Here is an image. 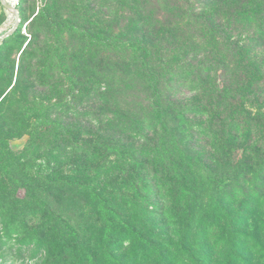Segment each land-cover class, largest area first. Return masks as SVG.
I'll return each instance as SVG.
<instances>
[{
  "label": "rangeland",
  "instance_id": "374dc122",
  "mask_svg": "<svg viewBox=\"0 0 264 264\" xmlns=\"http://www.w3.org/2000/svg\"><path fill=\"white\" fill-rule=\"evenodd\" d=\"M171 2L5 0L18 20L0 3V36L16 26L0 39V101L14 86L0 103V264H104L128 208L101 186L124 177L138 189L144 223L134 225L147 245L126 264H264V0H203L187 23ZM138 11L166 25L136 35ZM149 47L175 74L156 68ZM206 61L209 76L187 75ZM170 101L188 107L172 110L185 120L168 114ZM170 132L178 157L192 158L196 198L180 249L181 214L145 142ZM67 137L123 156L78 162ZM64 238L59 262L46 250Z\"/></svg>",
  "mask_w": 264,
  "mask_h": 264
},
{
  "label": "trees",
  "instance_id": "16d2710c",
  "mask_svg": "<svg viewBox=\"0 0 264 264\" xmlns=\"http://www.w3.org/2000/svg\"><path fill=\"white\" fill-rule=\"evenodd\" d=\"M134 1V0H130ZM164 1V0H163ZM171 5L175 6V12L180 13L181 18L187 23L188 21L196 20V18L201 17V11L204 12L202 9L203 0H171ZM137 5L136 2L132 3ZM209 6V5H208ZM166 8V6H165ZM168 8V7H167ZM199 14V15H198ZM199 16V17H198ZM35 18L32 19V21ZM157 19L149 18L144 15H142L141 12H136V16L132 19H129V29L131 32H134V34H150L156 33L158 34L160 32L161 26H165V23H161ZM16 31V30H15ZM14 31V32H15ZM9 37V36H8ZM7 37V38H8ZM31 40H29L23 50L21 51V55H23L24 51L26 50L27 46L30 44ZM150 51V57L151 60L154 62L156 68H163L169 70L170 74H175V71L173 69L165 68L164 65L161 63L162 60H160L159 54L157 53V49L153 47L147 48ZM170 68V67H169ZM212 70L211 63L209 61L206 62H200L198 65L193 66L192 68L187 70L188 76H198L199 73H205V76H209L210 72ZM162 72V71H161ZM201 81V79H199ZM193 85H196V82L193 83ZM14 87V86H13ZM10 88V90L5 94L3 99L0 101V103L5 99V97L8 95V93L13 89ZM151 87H156V82H151ZM194 90V89H192ZM158 93H156L157 95ZM158 97V96H156ZM209 99V98H208ZM207 99V101H208ZM157 100V99H156ZM178 106H181L183 108H188L184 105L175 104V102L170 101L169 102V108H168V114H174V119H180L185 120L181 117V113L178 111H172L173 108H178ZM190 108V107H189ZM171 112V113H170ZM194 112V111H193ZM165 133V132H164ZM89 138H92L93 135L88 132L86 134ZM68 138V137H67ZM109 139V137H107ZM177 136L170 132L168 136H165L162 134L156 139L152 138H146L145 142L148 143L150 149H152L154 153V159L153 163L156 172L154 173V178L157 180V178L162 177V180L160 182V185L164 190L172 197L175 198V206L172 208V212H175L176 210H179V213L181 214V227L180 231L178 233V241L176 243V248H184V245L186 244L187 236L189 234V229L191 227V223L193 220V211H192V205H195L196 198H195V192L193 190V182L194 179L192 178V173L189 172V167L192 163V158L189 160L186 158L185 160H181V158L178 157L177 153L181 154V152L176 147V140ZM69 149L73 151V155L79 154V157L77 159L78 162H87L90 164H93L94 166H98L97 164H100L97 168H101V166L106 165L108 162V159L110 157H122L123 151L121 148L114 147L115 145H112L111 143H107L105 145L102 144V140H96L95 142H91L88 144H84L81 147L75 143V138L69 137ZM68 147V145H67ZM80 150V152H76L77 150ZM70 151V152H71ZM121 181L108 183L107 181H104L101 188H104V190L108 192H116L115 195L118 197V201L120 203H123L121 205H117L118 207H121L122 210L125 208V210L128 208V211L122 216L117 215L119 220H122L121 222L123 225L118 223L117 225H120L121 229L119 234L122 236L121 240H117L119 247L115 250H112L107 253L105 257V263L109 264L110 262H115L117 264H126L128 263L129 257L130 259L133 258L137 247L139 245H143L147 247L145 242V237L143 232L141 231V227H135L134 224H138L142 226L144 223V216L141 215L140 212V205L136 204V197L138 193V189L135 187L134 181H130L127 177L121 178ZM159 181V180H158ZM134 183V184H133ZM147 186L155 185L157 186L155 182L150 181V178L147 180ZM100 188V189H101ZM119 193V195L117 194ZM94 197L99 198L98 195H95ZM125 204V205H124ZM179 208V209H178ZM178 212V211H177ZM64 229H66L68 232L64 234H68L72 230L68 225H64ZM136 228V229H135ZM125 229L124 231H122ZM143 229V228H142ZM59 231L56 232V236H58V233L62 234ZM51 238V236H50ZM127 239L130 244L129 247L125 248L122 240ZM63 242L58 243H52L50 240H46L52 245L46 252L49 254L52 253V251H58L59 254L57 255L59 262H64L65 258L68 257V247L66 244V239H63ZM98 240H95V244H97ZM24 243V242H23ZM36 249L38 251H44V243L41 241H38L36 243ZM72 251V250H70ZM45 252V251H44ZM113 252H116V257H114ZM136 261V259H135ZM93 264H100L97 262H94Z\"/></svg>",
  "mask_w": 264,
  "mask_h": 264
},
{
  "label": "water",
  "instance_id": "95a60500",
  "mask_svg": "<svg viewBox=\"0 0 264 264\" xmlns=\"http://www.w3.org/2000/svg\"><path fill=\"white\" fill-rule=\"evenodd\" d=\"M0 3H1L2 5H4L6 9H8V10H10L12 13H14L16 19L18 20V18H17V14H16V8H15L14 6L5 3V0H0ZM15 29H16V26L12 27L7 33H5L4 35L0 36V39H5V38H7L8 36H10V35L15 31Z\"/></svg>",
  "mask_w": 264,
  "mask_h": 264
},
{
  "label": "bare ground",
  "instance_id": "6f19581e",
  "mask_svg": "<svg viewBox=\"0 0 264 264\" xmlns=\"http://www.w3.org/2000/svg\"><path fill=\"white\" fill-rule=\"evenodd\" d=\"M12 1V0H11ZM11 17V16H10ZM13 21V20H12ZM8 23V22H7ZM14 24V23H13ZM5 28V27H4Z\"/></svg>",
  "mask_w": 264,
  "mask_h": 264
}]
</instances>
